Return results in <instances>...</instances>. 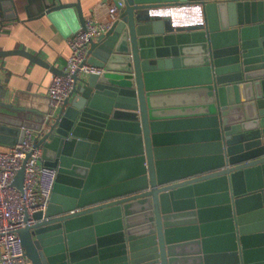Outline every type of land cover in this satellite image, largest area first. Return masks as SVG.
<instances>
[{
	"label": "water",
	"instance_id": "water-1",
	"mask_svg": "<svg viewBox=\"0 0 264 264\" xmlns=\"http://www.w3.org/2000/svg\"><path fill=\"white\" fill-rule=\"evenodd\" d=\"M122 1L89 41L87 61L102 70L74 74L57 110L0 96V142L34 129L57 172L44 214L17 230L25 254L31 264H264V0ZM28 3L37 12L28 5L21 19L15 0H0V31L40 16L66 36L85 26L80 0ZM8 55L65 73L24 46L0 48V61Z\"/></svg>",
	"mask_w": 264,
	"mask_h": 264
},
{
	"label": "built area",
	"instance_id": "built-area-1",
	"mask_svg": "<svg viewBox=\"0 0 264 264\" xmlns=\"http://www.w3.org/2000/svg\"><path fill=\"white\" fill-rule=\"evenodd\" d=\"M101 2L106 7L101 18L89 17L84 27L72 31L67 37L69 57L64 74H53L47 87L48 106L54 109L70 95L75 84L74 74L83 76L102 69L89 63L88 48L90 38H97L119 18L124 1ZM36 131L23 127L17 141L0 150V263L31 264L22 247L18 229L34 224V214H44L56 181V169L43 163L42 148L35 143ZM24 168L23 186L14 185V177Z\"/></svg>",
	"mask_w": 264,
	"mask_h": 264
},
{
	"label": "crops",
	"instance_id": "crops-1",
	"mask_svg": "<svg viewBox=\"0 0 264 264\" xmlns=\"http://www.w3.org/2000/svg\"><path fill=\"white\" fill-rule=\"evenodd\" d=\"M18 6L19 17H27L26 6L30 5L28 0H15ZM71 2L73 0H62ZM84 10L85 18L95 17L101 19L106 12V7H101L102 0H80ZM110 1V0H107ZM31 13L37 12V7L29 6ZM189 12L180 14L185 16ZM67 26L62 22L61 28ZM47 16L30 18L29 20L5 21L0 31V48H15L24 46L26 50L37 53L55 67L64 68L69 57L67 36ZM53 73L48 68L30 62L26 57L19 55H8L0 61V96L5 94L6 100L20 103L36 109H48L47 87ZM16 95H19V99ZM2 138L13 140L14 135L1 134ZM10 144L0 142V150L8 148ZM1 264V263H0Z\"/></svg>",
	"mask_w": 264,
	"mask_h": 264
}]
</instances>
